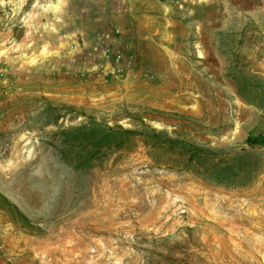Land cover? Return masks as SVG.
<instances>
[{
  "label": "rangeland",
  "instance_id": "obj_1",
  "mask_svg": "<svg viewBox=\"0 0 264 264\" xmlns=\"http://www.w3.org/2000/svg\"><path fill=\"white\" fill-rule=\"evenodd\" d=\"M90 117L166 131L241 184L138 138L75 170L60 132ZM263 134L264 0H0V193L35 225L0 209V264H264Z\"/></svg>",
  "mask_w": 264,
  "mask_h": 264
},
{
  "label": "trees",
  "instance_id": "obj_2",
  "mask_svg": "<svg viewBox=\"0 0 264 264\" xmlns=\"http://www.w3.org/2000/svg\"><path fill=\"white\" fill-rule=\"evenodd\" d=\"M239 90L242 91L241 85ZM137 138L146 147L169 153L172 160L179 164L180 170L218 184H241L239 175L231 172L232 166L224 163L215 153L186 141L171 139L166 131H158L150 127L135 131L120 125L109 126L90 117L85 124L61 130L60 145L57 150L67 165L75 170L84 171L97 166L110 153L129 148ZM246 144L250 148H264V134L248 137ZM216 158L219 160L216 161ZM0 209L9 212L12 220L22 221L24 228L35 229V225L18 206L2 193H0Z\"/></svg>",
  "mask_w": 264,
  "mask_h": 264
}]
</instances>
